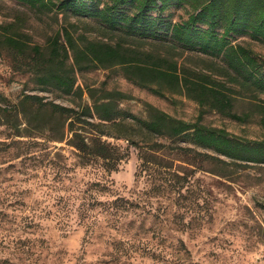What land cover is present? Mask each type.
I'll return each instance as SVG.
<instances>
[{
  "label": "rangeland",
  "instance_id": "374dc122",
  "mask_svg": "<svg viewBox=\"0 0 264 264\" xmlns=\"http://www.w3.org/2000/svg\"><path fill=\"white\" fill-rule=\"evenodd\" d=\"M107 3L102 0L100 8ZM188 12L176 10L175 22L187 20ZM65 30L80 48L120 46L127 57L75 67L69 94L40 85L33 49L48 59L50 45L64 43ZM0 34L27 45L25 52L5 47L0 57V106L16 117L0 126V264H264V164L230 160L188 136H158L141 124L158 110L264 144V94L232 80L219 59L138 42L57 7L0 0ZM236 43L264 62V44L247 38ZM65 65L74 67L72 52ZM171 65L195 95L202 85L222 91L230 115L211 109L208 96L200 103L186 87L126 74L136 67L170 72ZM29 95L94 123H76L74 129L87 140L109 143L121 162L113 170L100 158L87 162L70 144L71 120L49 107L22 106ZM107 97L134 118L101 123L90 116L94 99Z\"/></svg>",
  "mask_w": 264,
  "mask_h": 264
},
{
  "label": "trees",
  "instance_id": "16d2710c",
  "mask_svg": "<svg viewBox=\"0 0 264 264\" xmlns=\"http://www.w3.org/2000/svg\"><path fill=\"white\" fill-rule=\"evenodd\" d=\"M15 1L32 8L57 7L58 10L71 12L77 17L98 20L109 30L121 31L138 42L153 41L162 45L178 46L188 52L219 59L232 80L244 88L264 94V62L259 60L250 47L236 43L239 39L247 38L264 44V0H108L103 8H100L102 0H60L58 4L52 0ZM186 8L189 11L187 20L175 22V11ZM63 36V44L56 40L50 45L48 59H45L39 48L33 49L36 57L32 63L40 74L38 79L40 85L53 86L69 94L76 86V80L71 74L75 67L83 70L85 62L107 65L113 60H125L127 57L120 51V46L84 43L83 48H80L67 30ZM60 37L61 35L58 40ZM5 47L25 52L27 45L0 34V57ZM69 52H72L75 61L71 69L65 67ZM55 66H58V69H55ZM126 74L128 78L140 82L144 78H152L163 80L174 89L186 87L189 94L200 103L202 101L204 103L205 97L208 96L211 109L230 115L231 105H227L228 98L222 91L209 90L202 85L199 86L200 95H195L187 79L180 77L177 66H172L170 72L136 67ZM107 99L110 98L94 99L92 109L87 107L90 116L94 115L101 123H113L121 117H132L122 111L115 100ZM26 103L30 104L29 106H36L38 111L49 107L53 113L71 120L70 132L73 136L70 144L87 162L100 158L110 170L121 162L122 158L117 149L109 143L102 142L99 138L87 140L78 129H74L76 123L96 127L94 123L80 122L82 115L74 109L45 103L42 97L34 95L25 96L22 106ZM12 115L13 111L0 106V126L7 125L10 118H16ZM149 116V119L142 121L141 124L153 134L169 138L188 136L192 138L193 144L211 150L219 156L245 164H264L263 143L243 142L225 130L210 128L200 123L189 124L158 110H153ZM232 118L240 120L234 115ZM27 126L28 129L32 128L31 123ZM14 127L20 132L17 126Z\"/></svg>",
  "mask_w": 264,
  "mask_h": 264
}]
</instances>
